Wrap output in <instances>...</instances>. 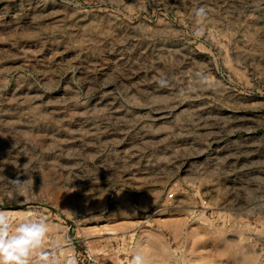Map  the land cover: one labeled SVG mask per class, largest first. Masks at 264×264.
<instances>
[{
	"label": "rangeland",
	"instance_id": "374dc122",
	"mask_svg": "<svg viewBox=\"0 0 264 264\" xmlns=\"http://www.w3.org/2000/svg\"><path fill=\"white\" fill-rule=\"evenodd\" d=\"M0 212L61 264H264V0H0Z\"/></svg>",
	"mask_w": 264,
	"mask_h": 264
},
{
	"label": "clouds",
	"instance_id": "9594fccd",
	"mask_svg": "<svg viewBox=\"0 0 264 264\" xmlns=\"http://www.w3.org/2000/svg\"><path fill=\"white\" fill-rule=\"evenodd\" d=\"M206 16L204 8L196 10L199 22L202 23ZM160 83L163 86L165 82L161 80ZM33 183L32 178L9 180L14 190L13 198L27 192ZM52 231L44 216L22 220L13 227L10 217L0 212V264H61V253L69 245L64 237L49 239ZM63 264H77L75 255L66 256ZM130 264H147V260L137 251Z\"/></svg>",
	"mask_w": 264,
	"mask_h": 264
}]
</instances>
